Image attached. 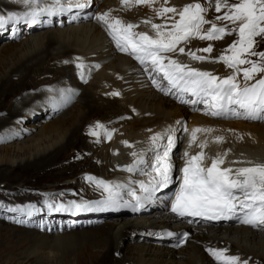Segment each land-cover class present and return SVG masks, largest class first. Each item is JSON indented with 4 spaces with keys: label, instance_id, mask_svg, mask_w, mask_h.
Here are the masks:
<instances>
[{
    "label": "bare ground",
    "instance_id": "6f19581e",
    "mask_svg": "<svg viewBox=\"0 0 264 264\" xmlns=\"http://www.w3.org/2000/svg\"><path fill=\"white\" fill-rule=\"evenodd\" d=\"M80 2L85 3L82 9L73 8L51 15L42 14L36 21L40 24L34 27H29L27 22H12L0 26V37L7 27L12 25L15 31L21 33L23 39L16 45L6 43L0 47V112L7 109L9 100L25 90L28 84L36 87L43 83L46 87L36 96L42 99L43 107L34 113L43 121L39 125L24 126L26 132H36L33 137H25L27 133L22 132L23 125L19 122L21 119L15 121L24 114L13 113L20 110L18 107L9 110L11 114L0 120V129L11 123L3 135L5 141L13 138L20 140L22 136V139H25L19 143L17 141L10 148L4 146V149H0V185L6 184V188L16 180L13 176L15 168L21 167L29 171L46 159L58 162L62 152L67 149L78 151L81 144L85 145L83 151L90 152L93 145L89 146L86 142L89 140L85 138V141L81 137L85 128L96 122L91 121L95 114L104 118L100 120L105 124L97 131L96 136L89 134L92 131L89 130L88 139L96 137L98 141L104 142V149L98 150L99 155L92 157L93 160L98 159L103 166L97 168L92 164L91 171L86 173L83 170L85 174H81L82 185H77V177L67 178L70 170L55 172V169L50 168L56 167L58 163L54 166L49 164L48 171L42 173H47L50 181L64 180L62 188L67 192H75L77 188L86 189L83 199L99 194L104 200L107 193L95 183L97 180H103L109 185H122L120 191L124 195V201L136 203L129 193L135 192L137 196L144 197L145 193L140 185H148L153 180L156 161L165 149L168 150L169 162L175 169L171 170L170 180L165 186L155 191L150 199L142 201L145 207L140 209V213L111 216L107 213L109 207L95 201L86 203L91 199L82 203L87 205L84 209L90 213L86 217H75L79 210L70 202L68 206L61 204L64 206L63 210L59 208L60 204L48 203L47 199V202L41 199L44 203L34 204L35 206L28 203V208L22 205L24 210L15 214L22 215L21 217L32 225L36 220H40V225L36 226V231L30 233V241L27 242L18 234V245L12 247L9 244L6 247L7 262L70 264V260L75 261L74 248L86 243L89 246L80 252L81 255L76 259L77 264H220L215 262L210 249L226 250L225 256H239L242 261L247 260L248 264H256V261L264 264V239L258 235L260 231L264 233V228H259V231L254 233L250 230H253L251 226H239V221L236 220L225 224L229 226L224 228L222 225H208L209 228L205 227V231H202L205 224L189 226L170 215L165 201V197L174 187L173 176L180 173L177 165L184 153H188L190 158L191 155L203 152V161L206 163H210L218 155L223 156V168L251 166L247 163L249 161L254 164L264 163V122L247 121L231 114L212 116L205 112L202 106H185L173 97L166 96L150 82L148 74L151 71L140 66L132 58L130 51L127 53L117 48L115 42L110 40L111 34L107 31V26L98 19L100 15L109 12L110 22L119 18L126 23L138 25L134 29L137 33L154 35L150 25L144 24L143 21L150 19L154 23H164V20L158 17L153 9L159 10L162 6L182 9L193 3V0H168L166 5L165 0H156L151 7L134 3L125 6L122 0ZM49 3H52V0H49ZM0 9H4L6 14L22 13L26 10L23 4L16 0H0ZM205 13L209 22H219L208 9ZM222 42L218 43V47L214 44V52L222 49V46H219ZM187 43L189 44L181 43L178 46L186 48L184 54L177 51L165 55L220 78L232 74L233 70L219 61L223 54L214 53L211 57L199 51L205 48V42L190 39ZM189 52L206 59L203 62L193 60L188 55ZM165 63L168 61L165 60ZM14 77H19L18 82H14ZM259 78L260 75L255 77ZM238 79L242 82V73ZM251 82L254 83L255 80ZM56 86H61L59 93L50 95L52 98L48 99L47 95ZM65 90L67 93H64ZM31 97L32 95L28 94L25 100H31ZM23 101H20L18 106L25 102ZM72 103L74 107L70 112H66ZM231 116L234 121L230 119ZM107 119L116 121H106ZM24 122L27 123V120ZM41 127L44 128L39 130ZM197 128L212 131L197 133L193 141L192 133ZM109 132L112 133L110 138L105 134ZM101 134H105L107 139H102ZM158 134L160 139L153 143L152 137ZM169 137L172 139L171 147L176 149L171 160V147L169 148L167 143ZM219 138H223L222 141ZM232 161L244 163L233 164ZM129 168L132 171H128ZM92 171L98 172V175L91 174ZM88 177L93 179L90 181ZM55 187L61 186H50L49 190L45 191L48 198L58 192ZM19 188L25 190L23 186ZM76 198L78 197L74 196L71 200ZM50 204L53 205L52 208H49ZM1 224L3 223L1 222L0 226ZM2 228L5 229L4 226ZM180 231L191 233L190 243L188 241L184 249H178L174 238L166 237L169 233L173 235ZM221 234L227 237L221 238ZM244 241L248 244H243ZM94 247H99L102 252H95ZM18 248L22 251L17 255L16 251L12 253ZM2 250L4 251V248L0 246L1 253ZM43 250H49L47 256L42 255Z\"/></svg>",
    "mask_w": 264,
    "mask_h": 264
},
{
    "label": "snow or ice",
    "instance_id": "6c2138e0",
    "mask_svg": "<svg viewBox=\"0 0 264 264\" xmlns=\"http://www.w3.org/2000/svg\"><path fill=\"white\" fill-rule=\"evenodd\" d=\"M26 9L22 13L8 12L0 15V26L12 22L34 23L42 14H54L55 12L70 11L73 8L82 9L85 3L80 0H16ZM125 6L146 5L151 7L156 0H122ZM168 0H165V5ZM216 20L226 21L234 28L218 27L215 22L206 20L204 13L207 11L200 3H189L182 9L162 6L159 10L153 9L156 15L164 20V23H154L150 19L143 21L150 25L154 35L137 33L134 31L138 25L126 23L119 18L110 22V13L105 12L98 19L103 22L121 51L135 55L141 64L150 63L154 71L163 74V80L167 85L176 89L179 93H190L197 101L204 103L210 109L212 116H224L231 114L236 118L248 121L264 122V76L255 79L264 73V51L254 52L257 37H264V0H238L229 3L228 0H215ZM172 14V15H168ZM179 17L178 19L176 17ZM210 23V29L203 31V25ZM237 34L238 39L226 50L229 54L219 57L232 74L220 78L206 71L192 68L178 60L165 55L168 53L184 54V47H178L181 43H187L192 38L201 40H218L225 34ZM205 53H211V46L200 49ZM191 59L203 62L206 58L189 52ZM257 56L258 61L249 59ZM165 60L168 63H165ZM241 65H249L242 69ZM242 82L238 79L241 75ZM154 81L155 78L153 77ZM255 80V82H251ZM118 95V93H113ZM196 101H193L195 103ZM97 127H103L97 125ZM211 129L197 128L192 133L195 141L196 134ZM93 136L97 132L90 133ZM111 132L108 133L110 138ZM160 139L159 134L152 137L153 143ZM223 138H219L222 141ZM127 144V142H125ZM168 147L172 145L171 137L168 138ZM131 147V145H127ZM203 147V145H201ZM135 156L136 153H133ZM185 156L188 153H184ZM204 154L191 156L186 166L182 169L183 183L179 193L175 197L172 211L180 217H200L206 220H231L238 219L241 223L254 228H264V163L254 164L240 168H223L225 163L223 156H217L208 167H203ZM231 163H244V161H232ZM172 164L169 162V153L165 149L158 157L154 168L155 176L148 185L141 184L144 197L137 196L135 192L129 193L135 198L136 203L130 205L138 207L142 201L151 198L152 194L160 187L165 186L170 180ZM128 171H132L131 168ZM91 181L93 178L88 177ZM95 183L107 193L104 200L98 203L105 207L127 206L124 195L120 189L122 185H109L103 180ZM76 209L87 205L76 204ZM53 205H49L52 208ZM64 209L63 205L59 206ZM169 235H172L169 233ZM221 264H248L247 260H241L239 256H225L226 250H209Z\"/></svg>",
    "mask_w": 264,
    "mask_h": 264
},
{
    "label": "rangeland",
    "instance_id": "374dc122",
    "mask_svg": "<svg viewBox=\"0 0 264 264\" xmlns=\"http://www.w3.org/2000/svg\"><path fill=\"white\" fill-rule=\"evenodd\" d=\"M194 1H197L201 5H204V8L208 9L214 17H217L218 15L224 14V12H223L224 10H222L220 13H217L215 11V0H193V3H194ZM228 2L229 3H235V2H238V0H228ZM5 14L6 13H5L4 9H0V15H5ZM217 21H219L218 23L216 22L218 27H227L228 29L235 27V25H232L229 22L221 21V20H217ZM55 27H57V26H55ZM12 32H13V26L9 25L6 29V31L3 33L2 37H0V47L1 48L6 43L16 45V44L20 43L21 40H23L21 33H18V31H15L16 32L15 35H12ZM237 39H238V35L233 33L231 35L225 34L223 38L218 39V40H214L213 42H210L209 46H211L213 48V51L209 54V56H211V55L214 56L215 54H217L219 52L223 55H225V54L230 55V53H228L226 50ZM221 41H223V42L219 46H222L221 47L222 49L219 52H216V51L214 52V50L216 49V46L218 47V43H220ZM214 44L215 45L217 44V45L215 46ZM253 51L254 52L264 51V37H257L256 38V44L253 48ZM248 58L251 60H254V61H258L257 56H250ZM245 66H249V65H245ZM240 67H242V69H243L242 65ZM262 74L263 73L259 74L260 77L264 76V74L263 75ZM48 76H50V75H48ZM50 77H52V76H50ZM18 78L19 77H14L13 78L14 82H18ZM31 85L32 84H28L26 86L25 90H23L21 93L17 94L15 97H13L9 100V105L7 108L8 110L5 109L3 112H0V120H1L3 117H7V116H9V114H11V113H9V110H12L14 108L17 109V107H18V109H20V110L13 112V113L14 114L24 113V114L22 116H20V118H17L15 121L17 122L20 119L22 120L19 122H22V125H23V126H21L22 132L27 133L25 135L26 138L33 137L36 134V132L35 133L34 132L28 133L25 131L27 129L24 126L29 127L31 125H39V123L41 121H43L41 117H36L38 115H36L34 113L38 112L40 110L39 108L43 107L42 99L36 98V96L38 93H40L41 90H43L46 87H44L43 83L38 84L36 87H31ZM60 87L61 86H56L54 88V90L47 95V96H49L48 99L52 98V97H50V95L59 93ZM64 93H67V91L65 90ZM28 94L32 95L31 100H30V98L25 100V98H26V96H28ZM22 100H24L25 102L24 101H23L24 103L21 102L22 103L21 106H18L20 101H22ZM74 103H72V106L70 105L69 108L66 109V112H70V110L74 107V105H73ZM6 106H7V104H6ZM42 111L44 112V109ZM62 114L63 113H60V115H62ZM100 119H104V118H101V116L99 114H95V116L92 118L91 121L92 122L96 121V122L93 123L94 125L93 124L88 125L85 128L84 133L81 137L84 140H85V138L87 140H89V141L85 140L86 142H88L89 146L93 145L92 150L90 152L83 151L85 149V147H84L85 145L81 144L80 147L78 148L79 149L78 151H76L75 149L74 150L73 149L72 150L67 149L64 151V153L62 152L59 159H57V160H59L58 162H54V160L51 161V159L48 158L50 160L46 159L45 161L38 163V166L34 165L32 168L29 169V171H27V170L25 171V170L21 169V167L15 168L14 170H16V171L14 172L13 176H14V178H16V180L9 183L10 185H8L6 188H4L6 186V184L0 185V186H2V189L0 190V220H2V221H0V223L2 222L3 224H1V225L5 227V229H4V228H2V226H0V228H1L0 229V246L4 248V251L2 250L3 252L2 253L0 252V264H9L7 262L8 255H7L5 250L9 244L12 247H16L18 245V241L20 240L19 237H16L18 234H20L21 238H23L24 240H26L28 242L31 240V234L30 233L33 231H36V226L38 227L40 225V220L39 221L36 220L34 225H32L30 222L26 221L23 217H21L22 215L15 214L16 212H22L24 210V208H28V206H30V205H27L28 203H31L33 205L34 204L38 205L40 203L47 202V200H48V203L60 204V205L65 204L66 206H68L70 203H73V202L74 203L80 202L79 204H82V203L86 202L88 199H91V200L87 201L86 203H93L94 201L96 203V202L102 201L101 196H99V194L98 195H89L88 197H86L84 199H83L84 196H82V198L78 197V198H76V200H71V199H74L75 193H78V192H84L85 193L86 189L77 188L75 190V192L73 190H70L67 192V191H65V189L62 188V186L64 185V180L63 181L60 180L62 182L50 181L49 175H47V173L46 174L42 173L44 171H48L47 165L52 164L54 166V164L58 163V164H56L57 165L56 167H53L50 169H55L56 170L55 172L63 171V170H70L68 172L69 174L67 175V178L71 177V179H73V177L74 178L77 177L78 181H76V180L75 181L78 182L79 184L76 182L75 183L77 185H82V182H81L82 175L85 174L84 171L86 173L88 170L91 171L90 165L94 164V166H96L97 168L102 167L103 165L102 164L100 165V161L98 159H96L97 161L93 160L92 157H94L95 155H99V153L97 152L98 150L104 149L105 146L102 145L104 142L98 141L96 137H91L90 138L91 140L88 139V135L92 131L96 130L95 132H97L98 130L99 131L101 130L102 127H97V125H104L105 124L104 121L100 120ZM24 120H27V123H25ZM109 120H112V119H109ZM109 120L107 119L106 121H109ZM236 120H239V119H236ZM112 121H116V120L113 119ZM232 121H234V119ZM16 122H14V123H16ZM10 125H11V123L1 127V129H0V149H4V146H5V148H10L12 145H14V143H17V141L19 143V142H22L25 140V139H22V138H24L22 136L20 138V140H18V138L17 139L13 138V139L5 141L3 138V135H4V132H6L8 130ZM43 128L44 127H41V128H39V130L40 129L42 130ZM89 130H92V131H90V133H89ZM105 134H108V133H105ZM105 134L104 135L101 134L102 139H104V138L107 139ZM73 151L74 152L76 151V153H74ZM52 156H55V155H52ZM85 159L86 160L88 159V160L85 161ZM89 159H90V161H89ZM2 169H5V168H2ZM9 169L13 170V168H9ZM50 171L51 170H49V172ZM96 173H98V172H96ZM96 173L93 172L91 174L98 175ZM55 185L61 186V187H55L58 190V192H55L54 194L51 195L50 198H48V196H46V194H45V191L49 190L50 186H55ZM22 186L25 187L24 188L25 190H22L19 188ZM34 186H36L37 189ZM41 199H45L44 202L41 201ZM22 205H24V208ZM67 211H72V210H67ZM149 212H153V211H149ZM207 226L208 225H204L202 227V231H205L206 228H209ZM225 226L227 227L229 225H222L223 228ZM239 226H241V225H239ZM217 228L218 227H215V229H217ZM145 229H147V228H145ZM256 229H257V231H254ZM250 230L254 233L259 231L258 228H253V230L252 229H250ZM180 232H178V233H180ZM258 235L260 237L262 236V238L264 239V233L262 234V232L260 231V232H258ZM220 237L226 238L227 235L221 234ZM174 242H175V240H174ZM245 242L246 241H244L243 244L247 245L248 243L247 242L245 243ZM189 243H190V241H189ZM87 246H89V245L85 243L82 245H78L74 248L76 251L75 261L73 259L70 260L69 261L70 264H73V263L77 264L76 259H78V255H81L80 252H82ZM185 247H186V245L183 247L178 246V249H184ZM19 248H18V250H13L12 253H14L16 251L15 254L17 255V253L22 251V249L19 250ZM93 250H95V252H102V250L99 249V247H94ZM48 253H49V250H43L42 251V255L47 256ZM215 262H216V260H215ZM217 263L221 264V262H217ZM89 264H91V262ZM256 264H262V263L256 261Z\"/></svg>",
    "mask_w": 264,
    "mask_h": 264
}]
</instances>
